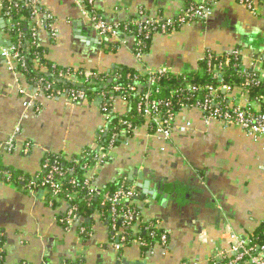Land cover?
<instances>
[{"label": "crops", "instance_id": "0c3cea01", "mask_svg": "<svg viewBox=\"0 0 264 264\" xmlns=\"http://www.w3.org/2000/svg\"><path fill=\"white\" fill-rule=\"evenodd\" d=\"M210 2L208 18L170 34L156 33L142 62L133 54L134 38H126L116 53L107 51L108 41L83 15L84 0H42L40 9L52 20L51 28L40 26L38 40L57 67L109 74L127 66L142 75L158 70L181 75L198 71L207 50L222 54L239 48L244 67L264 78V20L238 0ZM94 5L106 22L121 26L134 18H175L186 0H95ZM41 18L48 23L45 14ZM0 40L1 52L6 47L1 42H10L3 29ZM35 91L26 79L17 81L0 56V167L31 178L42 170L46 155L73 161L84 148L95 147L107 120L101 98L74 104L66 97L48 99L43 94L26 108V96ZM226 98L230 104L247 101L239 89ZM113 108L127 113V104L119 98ZM204 120L199 109L182 110L176 124L190 121L196 132L176 130L169 141L144 126L86 174L101 190L126 182L135 186L141 222L166 233V243L157 242L148 253L136 242L118 250L99 213L92 216L91 235L83 238L79 231L86 220L62 224L69 201L0 179L3 264H212L229 248L228 230L245 238L264 221V136H250L221 122L206 126ZM14 136L16 150L6 152L5 144Z\"/></svg>", "mask_w": 264, "mask_h": 264}, {"label": "trees", "instance_id": "16d2710c", "mask_svg": "<svg viewBox=\"0 0 264 264\" xmlns=\"http://www.w3.org/2000/svg\"><path fill=\"white\" fill-rule=\"evenodd\" d=\"M28 0H4L2 5V20L8 22L3 28V32L9 37L13 47L20 46L22 54L25 56V67L19 68L25 76L26 82L30 87L36 88L41 86L44 95L47 97L70 96L74 92H84L85 101L94 102L100 98L102 93H106L107 97L111 95L120 97L127 104V113L124 115L111 112V106H102L106 108L108 115L106 127L100 131L95 147L88 146L79 154L75 155L69 161L64 160L59 155H46L43 160L42 171L37 175L45 177L52 170L58 169L55 173L54 180L61 184L62 192L58 198H63L70 202V206L76 208V216L78 220H86L81 226L85 229L79 233L83 238L88 239L92 233L95 223L92 219L93 214L99 213L100 219L106 225L113 241L131 244L136 240L137 236L143 253L150 252L157 242L161 241V232L152 224L141 222L140 211L137 208V195L123 204H112L105 200V195H114L118 188H125L132 185L124 183L109 185L100 194L90 195L85 182L86 174L89 168L97 165L101 154H106L111 147H119L127 138H131L134 130L141 129L144 126L152 128L153 125L148 123L147 117L139 111L143 95L149 90L148 76L142 75L135 68L121 66L109 73L97 74L96 81L98 84H74L60 77L61 73L72 74L76 69H66L53 65L48 59V50L41 46L36 39L31 27L30 8L26 5ZM193 1L187 0V6ZM100 14L99 11H97ZM131 19L120 26L121 32L125 38H134L139 46H134L142 54H147L152 45V37L158 33L160 27L158 25L140 28L135 24V20ZM182 26L171 27L167 33L179 31ZM108 52L116 53L120 44L107 42ZM216 54V53H214ZM205 53L203 59L199 63V70L196 72H186L181 75L164 72L157 75L151 88L150 102L159 106L161 120L166 121L170 116L173 118L182 112L183 108H192L196 105H203L206 100H225V106L229 107V101L226 93L221 90L222 86H231L239 88L246 94L252 103L260 105L264 110V78L259 72L253 70H245L241 56H233L225 53L223 57L212 58ZM218 55V54H216ZM229 61V62H228ZM84 70L79 69L77 72L82 73ZM188 87H192L190 91ZM208 87L217 89V92L210 96ZM49 88V89H48ZM119 91L114 93V89ZM134 89V90H133ZM161 103V104H159ZM123 133H126L124 135ZM107 159V160H106ZM108 157L103 162L108 161ZM102 160V159H101ZM47 166V168H44ZM0 179L4 183L14 185L21 190L29 191L26 185L32 182L33 178L24 176L22 172L12 169L0 167ZM23 183V185H22ZM48 190L47 188H38ZM49 195V194H48ZM51 198L52 196L49 195ZM131 211L134 218L131 226L124 227L123 214ZM62 222V219H61ZM62 224L66 225L63 220ZM87 233V234H85ZM121 237L125 238V242L121 241ZM249 239L254 245H264V221L251 234ZM3 239L0 236V251L3 248ZM4 256L0 252V264H3ZM226 262V260L224 261ZM65 264H80L67 262ZM244 264V263H243Z\"/></svg>", "mask_w": 264, "mask_h": 264}, {"label": "built area", "instance_id": "2783aa9c", "mask_svg": "<svg viewBox=\"0 0 264 264\" xmlns=\"http://www.w3.org/2000/svg\"><path fill=\"white\" fill-rule=\"evenodd\" d=\"M3 1L4 0H0L1 10H2ZM41 1L42 0H28L26 3V5L29 6L31 10L30 12L31 27H32V31L36 36L38 43H39L38 36H39L40 26H43L46 29L51 28V24H49V21L52 20V17L46 13L44 14L46 15V19L48 20V23H45V21L41 18L42 15H44L42 10L40 9ZM238 2L241 4V6L246 8L251 15L255 17L264 16V0H238ZM84 4L85 5L82 6L84 17L91 24L92 28L96 32H98L102 38H105L109 42L117 43L120 45L126 42L125 35L121 32L120 26L106 22L97 13L96 7L94 5L95 0H84ZM186 4H187V0H186ZM211 6L212 3L210 2V0H201L199 3L193 2L189 6L186 5L183 12L175 18L172 19H163L161 17L151 18V19L138 18L137 20H135V24L138 25L140 28L158 25L160 27L158 33L170 34L167 33V31L171 27L176 26V24H178V26L184 27L185 25H190L196 21H202L208 18L210 15L209 12L211 11ZM1 17L2 16L0 15V21L2 20ZM7 23H10V20ZM139 45L140 43L137 42H135L134 44V46H139ZM205 53L209 54L208 55L209 58H212L213 55H215L216 57H223L225 53L237 57L241 56L242 58V53L239 48L234 49L231 52H225L218 55H216L217 53L212 50H207ZM133 54L135 55V57L139 62L143 61L142 58L144 54L138 51V49H135V47H133ZM0 56L2 60L6 62V65L9 68V70L16 76L17 81L23 79L25 80V76L19 69L21 67L22 68L25 67V56L22 54L20 50V46L13 47L11 45L10 47H2ZM244 69L248 70L245 67ZM77 71L78 69H76V71L72 74L61 73L60 77L74 84H88V85L98 84L96 81H94L96 80L97 77V74L95 73L96 70L94 71L84 70L82 73H78ZM163 73H164L163 71L158 70V71H151L146 74L148 76L149 90L142 97V102L140 104L139 111L147 117L148 123H151L153 125V127L150 129L151 134L155 136H159L165 139L166 141H169L172 138L174 131L176 130L179 132L194 133L196 132V129L194 128L193 124L190 121H185L183 125L179 123L176 124V116L178 114L174 118L173 116H170L168 120L162 121L160 117L161 113L159 111L160 105L150 102L151 91H152L151 88L153 87L154 79L157 75ZM188 89L190 91H193L192 87H188ZM235 89H239V88L231 87V86L221 87L223 93L226 94L232 93V91ZM35 90H36L35 95L31 94L26 96L28 98L25 102L26 108H32L34 103L39 98V96L44 94L43 88L41 86L36 87ZM207 90L209 91L210 96H212V94L217 92V89L213 87H208ZM117 91H119V88L114 89V93ZM240 91L247 99L245 104L231 102V104L229 103L230 104L229 107H227L225 106L224 99L214 100L212 98L206 100L203 105H196L192 108L186 107L183 108L182 110L199 109L204 115L205 118L204 123L206 126L212 124V122H221L226 126L238 128L243 132L249 134L250 136H254V135L264 136V110H262L259 104L252 103L249 100L248 96L244 94L242 90ZM26 93H27L26 89L21 88V94L26 95ZM45 97L48 99L55 98V97H47V96ZM62 97L68 98L74 104L85 101V93L82 91L74 92L68 97L67 96H62ZM100 98L102 99L103 105H105V107L109 103V105L111 106V112L116 113L114 112L113 106L118 98L121 99L120 97L111 95L110 98H108L106 93H102L100 95ZM103 109H104L103 111L106 114L107 109L106 108ZM135 131L137 130H134L133 133ZM123 134L126 135V133ZM15 140L16 137L14 136L11 137L8 140V142H6L4 147V150L6 152L10 153L16 150ZM27 147H28L27 149L28 152L30 146L27 145ZM112 149L113 147L110 148V151ZM108 153L101 154V157L97 164L102 163L103 160L108 156ZM44 168H47V166H45ZM57 171L58 169H54L45 177L36 175L35 177H33L32 182L26 185V188H28L29 191H35L38 188H42V189L47 188L48 190L46 191L48 192L49 195L53 197H58L59 193L62 192V189H61V184L54 180V176L55 173H57ZM85 185L87 186L90 195L101 193V189L98 186H96L94 182L87 179ZM136 192L137 190L135 186H131L128 188L121 186L120 188H118L117 192L114 195L112 196L105 195L104 198L106 201L114 205L123 204L124 202H127L131 198L136 196L137 195ZM76 218H77L76 208L71 206L67 214V217L65 218L64 221L67 224H71L72 221L75 220ZM123 218H124L123 226L127 228L131 226V223L134 218V213L128 211L125 214H123ZM227 232L228 233L226 234V239L229 242V248L227 250H223L219 252L216 255V257L212 260V264H243V263L264 264V245L263 246L254 245L253 241L249 239V237L241 238L240 236L234 234L232 230H228ZM160 236L162 243H166L168 240V235L166 233H161ZM121 241L125 242V238L121 237ZM134 242L140 243L141 246L143 245L140 242L138 236L136 240H134ZM123 244L124 243L117 242V249L118 250L121 249ZM225 260L226 262H224Z\"/></svg>", "mask_w": 264, "mask_h": 264}, {"label": "water", "instance_id": "95a60500", "mask_svg": "<svg viewBox=\"0 0 264 264\" xmlns=\"http://www.w3.org/2000/svg\"><path fill=\"white\" fill-rule=\"evenodd\" d=\"M4 28V22L1 20L0 21V29H3ZM1 41V40H0ZM1 44L3 45V46H6V47H10L12 44H11V42H1ZM118 264H128L127 262H124V261H122V262H118Z\"/></svg>", "mask_w": 264, "mask_h": 264}, {"label": "rangeland", "instance_id": "374dc122", "mask_svg": "<svg viewBox=\"0 0 264 264\" xmlns=\"http://www.w3.org/2000/svg\"><path fill=\"white\" fill-rule=\"evenodd\" d=\"M258 19H259L260 21H263V20H264V17H258ZM250 34H251V33H250ZM231 35H232V34H231ZM251 35H252V34H251ZM252 36H253L252 41L255 42V43H259V39L256 40V39L254 38V35H252ZM240 39H241V40H244V39H246V38L242 36V38L240 37ZM247 39H249V38L247 37Z\"/></svg>", "mask_w": 264, "mask_h": 264}]
</instances>
